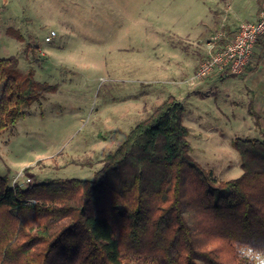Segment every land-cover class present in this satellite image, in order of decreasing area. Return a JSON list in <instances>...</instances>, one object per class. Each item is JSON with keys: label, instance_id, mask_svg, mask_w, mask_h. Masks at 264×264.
<instances>
[{"label": "rangeland", "instance_id": "rangeland-1", "mask_svg": "<svg viewBox=\"0 0 264 264\" xmlns=\"http://www.w3.org/2000/svg\"><path fill=\"white\" fill-rule=\"evenodd\" d=\"M256 5L257 0H0V58L15 57L17 71L23 76L32 70L37 82L22 117L0 132V175L21 187L91 181L103 158L173 95L182 96L183 123L194 128L191 157L214 181L239 177L233 145L228 141L213 150L204 141L205 120L190 114L184 81L203 55L199 40L223 17L248 20ZM50 31L57 37L47 43ZM250 256L264 264V256Z\"/></svg>", "mask_w": 264, "mask_h": 264}, {"label": "trees", "instance_id": "trees-1", "mask_svg": "<svg viewBox=\"0 0 264 264\" xmlns=\"http://www.w3.org/2000/svg\"><path fill=\"white\" fill-rule=\"evenodd\" d=\"M8 31V30H7ZM0 58V132L33 102L32 70ZM173 95L93 180L25 187L0 175V264H255L264 256V139L236 138L242 173L214 181L190 155Z\"/></svg>", "mask_w": 264, "mask_h": 264}, {"label": "crops", "instance_id": "crops-1", "mask_svg": "<svg viewBox=\"0 0 264 264\" xmlns=\"http://www.w3.org/2000/svg\"><path fill=\"white\" fill-rule=\"evenodd\" d=\"M263 3L264 0H257V5L249 11L250 17L246 21L258 19ZM246 21L232 22L226 17L221 18L217 22L218 25L199 40L203 44V55L198 56L186 77H191L199 65L206 60L209 49L214 43V37L218 38L215 42L217 49L232 39L239 25ZM188 91H190L188 99L193 109L190 114L205 120L203 139L213 150L228 141L232 145L236 138L263 140L264 35L258 37L251 58L242 73L229 76L212 74L197 81ZM178 100L181 102L182 96ZM223 119L227 123L222 124ZM222 126L229 127V130L225 128L227 133L224 135L220 132ZM188 130L189 139L194 128Z\"/></svg>", "mask_w": 264, "mask_h": 264}, {"label": "built area", "instance_id": "built-area-1", "mask_svg": "<svg viewBox=\"0 0 264 264\" xmlns=\"http://www.w3.org/2000/svg\"><path fill=\"white\" fill-rule=\"evenodd\" d=\"M261 35H264V3L258 19L242 22L235 36L223 46L216 49L215 42L218 38L214 37V43L209 49L206 60L199 65L191 77L184 81V84L188 89H191L197 81L212 74L229 76L242 73L251 58L255 43ZM56 37L57 33L50 31L44 37V41L50 43Z\"/></svg>", "mask_w": 264, "mask_h": 264}]
</instances>
